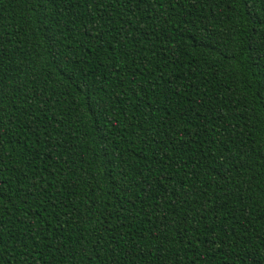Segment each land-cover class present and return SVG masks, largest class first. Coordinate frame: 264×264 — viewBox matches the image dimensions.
I'll return each instance as SVG.
<instances>
[{
  "label": "trees",
  "instance_id": "1",
  "mask_svg": "<svg viewBox=\"0 0 264 264\" xmlns=\"http://www.w3.org/2000/svg\"><path fill=\"white\" fill-rule=\"evenodd\" d=\"M0 264H264V0H0Z\"/></svg>",
  "mask_w": 264,
  "mask_h": 264
}]
</instances>
